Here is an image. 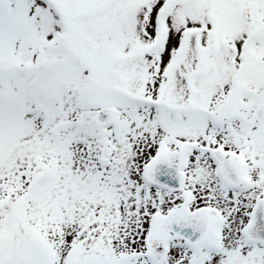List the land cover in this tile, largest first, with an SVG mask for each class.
I'll return each mask as SVG.
<instances>
[{"label": "snow or ice", "instance_id": "6c2138e0", "mask_svg": "<svg viewBox=\"0 0 264 264\" xmlns=\"http://www.w3.org/2000/svg\"><path fill=\"white\" fill-rule=\"evenodd\" d=\"M0 264H264V0H0Z\"/></svg>", "mask_w": 264, "mask_h": 264}]
</instances>
